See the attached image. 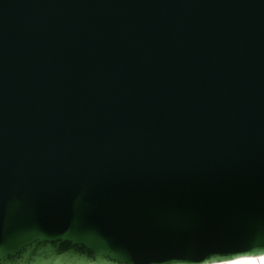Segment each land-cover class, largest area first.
<instances>
[{
  "label": "water",
  "instance_id": "water-1",
  "mask_svg": "<svg viewBox=\"0 0 264 264\" xmlns=\"http://www.w3.org/2000/svg\"><path fill=\"white\" fill-rule=\"evenodd\" d=\"M264 254V0H0V264Z\"/></svg>",
  "mask_w": 264,
  "mask_h": 264
},
{
  "label": "bare ground",
  "instance_id": "bare-ground-1",
  "mask_svg": "<svg viewBox=\"0 0 264 264\" xmlns=\"http://www.w3.org/2000/svg\"><path fill=\"white\" fill-rule=\"evenodd\" d=\"M212 264H264V254H260L257 256H244L227 260L225 262H215Z\"/></svg>",
  "mask_w": 264,
  "mask_h": 264
}]
</instances>
